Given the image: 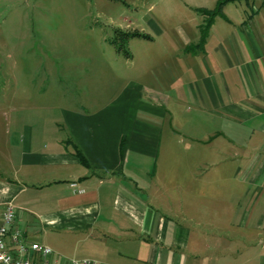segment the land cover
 <instances>
[{
	"label": "crops",
	"instance_id": "0c3cea01",
	"mask_svg": "<svg viewBox=\"0 0 264 264\" xmlns=\"http://www.w3.org/2000/svg\"><path fill=\"white\" fill-rule=\"evenodd\" d=\"M222 13L204 45L133 54V77L83 102L10 109L0 222L11 201L30 238L103 264H264V0ZM219 18L228 43L207 45Z\"/></svg>",
	"mask_w": 264,
	"mask_h": 264
},
{
	"label": "rangeland",
	"instance_id": "374dc122",
	"mask_svg": "<svg viewBox=\"0 0 264 264\" xmlns=\"http://www.w3.org/2000/svg\"><path fill=\"white\" fill-rule=\"evenodd\" d=\"M217 1L0 0V137L12 108L31 111L60 108L68 99L83 102L95 84L108 88L133 77V54L138 60L164 45H197L206 16L195 9L213 8ZM223 25L217 19L207 45L228 43ZM116 28H136L152 39L130 38L124 43L131 52L127 57L110 43ZM178 116L170 111L166 131L192 140L194 129H180ZM184 116L193 124L194 113L180 115ZM186 154L194 155L193 150ZM64 253L52 251L46 259L65 264L86 255L80 249Z\"/></svg>",
	"mask_w": 264,
	"mask_h": 264
},
{
	"label": "built area",
	"instance_id": "2783aa9c",
	"mask_svg": "<svg viewBox=\"0 0 264 264\" xmlns=\"http://www.w3.org/2000/svg\"><path fill=\"white\" fill-rule=\"evenodd\" d=\"M75 185V182L71 183ZM15 204L5 203L0 222V264H48L46 256L52 247L40 240L30 238L23 229L14 224ZM37 254L41 262L36 263L33 256ZM71 264H103L101 260L91 256L73 257Z\"/></svg>",
	"mask_w": 264,
	"mask_h": 264
},
{
	"label": "trees",
	"instance_id": "16d2710c",
	"mask_svg": "<svg viewBox=\"0 0 264 264\" xmlns=\"http://www.w3.org/2000/svg\"><path fill=\"white\" fill-rule=\"evenodd\" d=\"M229 0H218L216 2V5L212 9L207 8H198L197 10L206 15L205 23L200 27V39L197 45H204L206 37L208 35L209 27L212 23L213 18L216 15H223L222 13V7L223 5L228 2ZM114 33V36L112 39H110V43L113 44V47L117 52H121L127 57L131 56V52L129 49L124 45L130 38L132 37H143L147 39H152L151 35L149 33L141 32L138 29H132V30H123L120 28H116ZM74 152L77 154L79 159L85 163V157L82 154V152L77 148L74 147Z\"/></svg>",
	"mask_w": 264,
	"mask_h": 264
}]
</instances>
